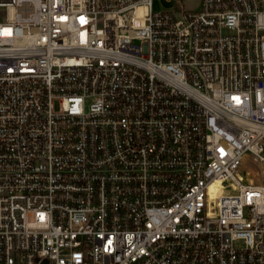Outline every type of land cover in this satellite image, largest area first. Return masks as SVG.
<instances>
[{
    "label": "built area",
    "instance_id": "built-area-1",
    "mask_svg": "<svg viewBox=\"0 0 264 264\" xmlns=\"http://www.w3.org/2000/svg\"><path fill=\"white\" fill-rule=\"evenodd\" d=\"M0 0V264H264V0Z\"/></svg>",
    "mask_w": 264,
    "mask_h": 264
},
{
    "label": "rangeland",
    "instance_id": "rangeland-1",
    "mask_svg": "<svg viewBox=\"0 0 264 264\" xmlns=\"http://www.w3.org/2000/svg\"><path fill=\"white\" fill-rule=\"evenodd\" d=\"M200 0H185L184 1V8L189 9H195L198 7ZM154 10L161 11V10H172L175 8L174 2L168 1V0H154Z\"/></svg>",
    "mask_w": 264,
    "mask_h": 264
}]
</instances>
